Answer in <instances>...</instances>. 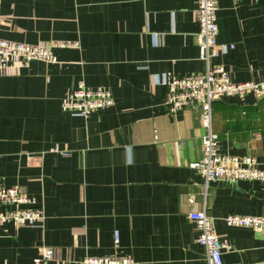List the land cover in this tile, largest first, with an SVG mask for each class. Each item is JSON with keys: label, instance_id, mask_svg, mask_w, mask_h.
I'll list each match as a JSON object with an SVG mask.
<instances>
[{"label": "crops", "instance_id": "crops-1", "mask_svg": "<svg viewBox=\"0 0 264 264\" xmlns=\"http://www.w3.org/2000/svg\"><path fill=\"white\" fill-rule=\"evenodd\" d=\"M195 0H0V39L52 46L56 63L20 60L0 71V181L34 196L41 226L0 224V264H83L114 252L132 264H203L188 217L203 208L225 244L223 264H264V231L230 226L228 213L264 217V182L205 185L190 163L202 154L201 110L170 113L164 77L205 71ZM210 60L233 83H264V0H217ZM76 43V47H62ZM79 83L111 92L114 105L88 119L61 109ZM219 150L264 171V95L212 106ZM57 148L66 155L52 153Z\"/></svg>", "mask_w": 264, "mask_h": 264}, {"label": "built area", "instance_id": "built-area-1", "mask_svg": "<svg viewBox=\"0 0 264 264\" xmlns=\"http://www.w3.org/2000/svg\"><path fill=\"white\" fill-rule=\"evenodd\" d=\"M194 20L197 25L196 45L201 59L207 64L205 71L187 76L164 77L161 84L166 89L164 106L170 113L184 108L198 107L201 110V124L204 134L201 137L202 154L199 161L190 163L204 179V194L208 182L222 180L235 182L239 179H256L264 182V171L258 168L257 160L249 156H230L220 152L218 136L212 130V106L223 97H242L249 91L264 95V83H233L229 73L222 66H210L211 59L222 56L234 48V45L217 43L216 25L217 0H195ZM53 46V45H52ZM50 46L31 45L0 39V71L11 67V61L18 59L23 63L32 61L47 64L56 63V57ZM62 47H76V43H64ZM114 105L112 94L104 88L90 89L79 83L68 91L61 102V109L72 116L88 119L97 111L109 109ZM52 153L66 155V151L57 148ZM188 217L194 222L195 242L205 249L203 264H223L225 244L216 233L212 218L203 208L192 211ZM44 219L43 207L34 196L24 194L15 187H9L0 181V224L11 222L20 226L38 227ZM224 221L230 226H240L264 231V217L228 213ZM119 244V232L113 231L112 254L87 256L83 264H132L127 255L116 249ZM36 264H46L50 250L39 249Z\"/></svg>", "mask_w": 264, "mask_h": 264}, {"label": "rangeland", "instance_id": "rangeland-1", "mask_svg": "<svg viewBox=\"0 0 264 264\" xmlns=\"http://www.w3.org/2000/svg\"><path fill=\"white\" fill-rule=\"evenodd\" d=\"M14 60H16V59H14ZM14 60H10V61L12 62V61H14ZM12 224H13V223H12ZM20 227H21V226H20ZM29 227H31V226H29Z\"/></svg>", "mask_w": 264, "mask_h": 264}]
</instances>
